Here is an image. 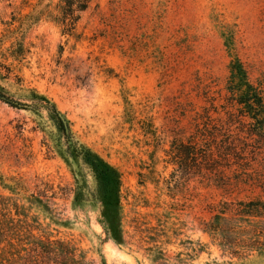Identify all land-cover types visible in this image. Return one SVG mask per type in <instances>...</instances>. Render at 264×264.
<instances>
[{"label": "rangeland", "instance_id": "374dc122", "mask_svg": "<svg viewBox=\"0 0 264 264\" xmlns=\"http://www.w3.org/2000/svg\"><path fill=\"white\" fill-rule=\"evenodd\" d=\"M38 2L0 0V87L52 99L75 138L118 168L120 230H106L92 171L45 109L0 100V194L29 206L22 196L46 190L63 220L33 209L37 233L88 264H264V216L248 213L264 201V131L231 71L240 60L264 99V0H93L75 35L33 20ZM194 140L212 149L213 170L176 156ZM14 179L26 188L12 192Z\"/></svg>", "mask_w": 264, "mask_h": 264}, {"label": "trees", "instance_id": "16d2710c", "mask_svg": "<svg viewBox=\"0 0 264 264\" xmlns=\"http://www.w3.org/2000/svg\"><path fill=\"white\" fill-rule=\"evenodd\" d=\"M92 1L49 0L39 8L44 3V0H39L37 11L31 15L33 20L38 21L45 18L61 27L64 34L75 35L82 14L88 10ZM231 71L238 79L237 89H235V92L240 96L238 103L252 110L250 114L259 121V131H264V99L261 98L257 102L252 98L257 91L253 89L249 73L240 60L234 61ZM246 97L247 99H245ZM0 100L16 108L35 111L45 109L48 112L58 131L67 140L69 156L80 158L92 171L97 184V198L108 209L104 214L107 222L106 230L117 236L122 214L120 197L122 178L118 168L91 147L75 138L66 115L46 95L35 91L31 95V102L24 103L0 87ZM192 142L191 147L185 143L176 145L174 151L176 156L186 153L188 158L193 159L197 173L201 174L206 169L211 170L214 161L212 149L208 148L205 143H199L198 140ZM75 180L74 202L88 200L84 194L86 186L84 188L79 175L75 176ZM14 183L15 185L6 183V186L14 193L18 187L26 188L21 181L16 182L14 179ZM22 198L26 199L29 206L21 203L20 200L17 201L16 197L0 194V250H2L0 264H88L89 261L84 250L73 243L37 233L40 231L42 223L38 214H31L33 209L38 213L43 212L54 222L63 220L60 213L56 211V207L53 206L55 202L52 201V195H48L46 190L38 189V191L26 197L22 196ZM249 205L255 206V209L248 213L264 216V201L249 202ZM102 264H106V261L103 260Z\"/></svg>", "mask_w": 264, "mask_h": 264}]
</instances>
